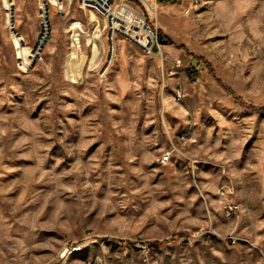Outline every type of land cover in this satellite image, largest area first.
<instances>
[{"label":"rangeland","instance_id":"obj_1","mask_svg":"<svg viewBox=\"0 0 264 264\" xmlns=\"http://www.w3.org/2000/svg\"><path fill=\"white\" fill-rule=\"evenodd\" d=\"M153 2L0 0V264H264V0Z\"/></svg>","mask_w":264,"mask_h":264},{"label":"built area","instance_id":"obj_2","mask_svg":"<svg viewBox=\"0 0 264 264\" xmlns=\"http://www.w3.org/2000/svg\"><path fill=\"white\" fill-rule=\"evenodd\" d=\"M40 4L41 15L43 17V35L40 37V43L44 42L46 36H48V18L50 14V9L53 8L57 15L64 16L71 10L73 4H77L82 9H90L98 14L107 18L109 23V40L114 43V39L117 35L127 37L134 43L139 44L146 50H151L153 43L148 46L140 43L134 36L146 37L150 42V37L155 38V42L159 45L163 43V38L161 39L158 34V30L154 29L151 24H146L143 22L139 28H133L123 22L124 15L121 11H117V7L121 4L122 0H38ZM150 4L154 6L153 0H149ZM120 10V9H119ZM118 24L119 27H116ZM37 53V50H35ZM179 139H185V135H180ZM171 147L166 149L160 157V161L163 164H167L173 156L179 155L181 153L178 147L171 140ZM238 209V205L232 201H228L224 204V210L227 215H232ZM58 264H65L63 261Z\"/></svg>","mask_w":264,"mask_h":264},{"label":"trees","instance_id":"obj_3","mask_svg":"<svg viewBox=\"0 0 264 264\" xmlns=\"http://www.w3.org/2000/svg\"><path fill=\"white\" fill-rule=\"evenodd\" d=\"M130 1H132V2H134V3H136V0H130ZM158 34H159V37L162 39H164L163 40V43H164V41L166 40V37L162 34V32H160V31H158Z\"/></svg>","mask_w":264,"mask_h":264},{"label":"bare ground","instance_id":"obj_4","mask_svg":"<svg viewBox=\"0 0 264 264\" xmlns=\"http://www.w3.org/2000/svg\"><path fill=\"white\" fill-rule=\"evenodd\" d=\"M10 1V0H9Z\"/></svg>","mask_w":264,"mask_h":264}]
</instances>
